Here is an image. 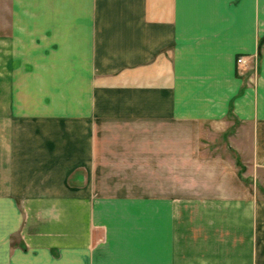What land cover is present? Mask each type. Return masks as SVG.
Returning <instances> with one entry per match:
<instances>
[{
  "label": "crops",
  "instance_id": "obj_1",
  "mask_svg": "<svg viewBox=\"0 0 264 264\" xmlns=\"http://www.w3.org/2000/svg\"><path fill=\"white\" fill-rule=\"evenodd\" d=\"M263 35L264 0H0V264H264Z\"/></svg>",
  "mask_w": 264,
  "mask_h": 264
},
{
  "label": "built area",
  "instance_id": "obj_2",
  "mask_svg": "<svg viewBox=\"0 0 264 264\" xmlns=\"http://www.w3.org/2000/svg\"><path fill=\"white\" fill-rule=\"evenodd\" d=\"M236 61H237V63H243V62H245L244 55L237 56Z\"/></svg>",
  "mask_w": 264,
  "mask_h": 264
},
{
  "label": "trees",
  "instance_id": "obj_3",
  "mask_svg": "<svg viewBox=\"0 0 264 264\" xmlns=\"http://www.w3.org/2000/svg\"><path fill=\"white\" fill-rule=\"evenodd\" d=\"M238 164L240 165V168H243L242 164L240 163L239 160H237Z\"/></svg>",
  "mask_w": 264,
  "mask_h": 264
},
{
  "label": "rangeland",
  "instance_id": "obj_4",
  "mask_svg": "<svg viewBox=\"0 0 264 264\" xmlns=\"http://www.w3.org/2000/svg\"><path fill=\"white\" fill-rule=\"evenodd\" d=\"M241 163V162H240ZM242 164V163H241ZM242 166L244 167V165L242 164ZM263 181V180H262Z\"/></svg>",
  "mask_w": 264,
  "mask_h": 264
},
{
  "label": "water",
  "instance_id": "obj_5",
  "mask_svg": "<svg viewBox=\"0 0 264 264\" xmlns=\"http://www.w3.org/2000/svg\"><path fill=\"white\" fill-rule=\"evenodd\" d=\"M262 39H264V35H263Z\"/></svg>",
  "mask_w": 264,
  "mask_h": 264
}]
</instances>
